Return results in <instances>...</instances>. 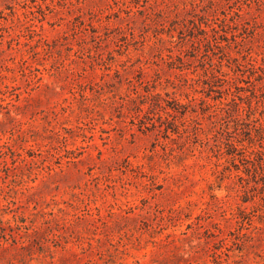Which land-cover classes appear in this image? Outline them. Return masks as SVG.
I'll list each match as a JSON object with an SVG mask.
<instances>
[{"label":"rangeland","instance_id":"1","mask_svg":"<svg viewBox=\"0 0 264 264\" xmlns=\"http://www.w3.org/2000/svg\"><path fill=\"white\" fill-rule=\"evenodd\" d=\"M0 264H264V0H0Z\"/></svg>","mask_w":264,"mask_h":264},{"label":"trees","instance_id":"2","mask_svg":"<svg viewBox=\"0 0 264 264\" xmlns=\"http://www.w3.org/2000/svg\"><path fill=\"white\" fill-rule=\"evenodd\" d=\"M10 237H12L11 239V244L14 245L15 247L17 248H21V249H24L26 248L27 244L24 243V241H20L17 236L12 232V233H9ZM1 237L5 240V241H8V237L6 236L5 233L1 234ZM6 248V247H4Z\"/></svg>","mask_w":264,"mask_h":264}]
</instances>
